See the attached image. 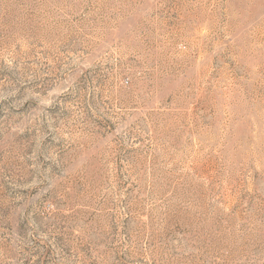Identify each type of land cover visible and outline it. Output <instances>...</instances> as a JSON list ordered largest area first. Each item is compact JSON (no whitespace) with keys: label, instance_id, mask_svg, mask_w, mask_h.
<instances>
[{"label":"rangeland","instance_id":"1","mask_svg":"<svg viewBox=\"0 0 264 264\" xmlns=\"http://www.w3.org/2000/svg\"><path fill=\"white\" fill-rule=\"evenodd\" d=\"M0 264H264V0H0Z\"/></svg>","mask_w":264,"mask_h":264}]
</instances>
